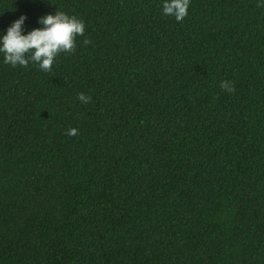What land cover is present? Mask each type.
Returning a JSON list of instances; mask_svg holds the SVG:
<instances>
[{"label": "trees", "instance_id": "obj_1", "mask_svg": "<svg viewBox=\"0 0 264 264\" xmlns=\"http://www.w3.org/2000/svg\"><path fill=\"white\" fill-rule=\"evenodd\" d=\"M161 2L0 0L85 24L48 71L0 54V264H264V7Z\"/></svg>", "mask_w": 264, "mask_h": 264}, {"label": "clouds", "instance_id": "obj_2", "mask_svg": "<svg viewBox=\"0 0 264 264\" xmlns=\"http://www.w3.org/2000/svg\"><path fill=\"white\" fill-rule=\"evenodd\" d=\"M190 0H162L161 12L164 16L173 17L176 21L182 20L188 13ZM257 5L264 7V0H257ZM26 16L20 14L9 25L0 31V54L3 63L13 67H26L29 63L36 65L40 70L51 69L57 55L74 50L75 38L82 36L85 29L84 21L64 11L55 10L38 18V27L24 30ZM84 44L89 41L85 39ZM220 87L226 91H233L230 81H221ZM77 99L81 103H88L90 97L78 93ZM77 129H67V135L74 136Z\"/></svg>", "mask_w": 264, "mask_h": 264}]
</instances>
